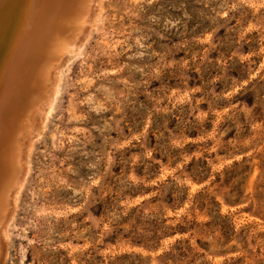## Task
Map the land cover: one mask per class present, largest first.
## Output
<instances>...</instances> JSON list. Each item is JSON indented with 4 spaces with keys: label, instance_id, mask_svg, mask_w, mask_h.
<instances>
[{
    "label": "rangeland",
    "instance_id": "obj_1",
    "mask_svg": "<svg viewBox=\"0 0 264 264\" xmlns=\"http://www.w3.org/2000/svg\"><path fill=\"white\" fill-rule=\"evenodd\" d=\"M94 1L0 264H264V0Z\"/></svg>",
    "mask_w": 264,
    "mask_h": 264
},
{
    "label": "bare ground",
    "instance_id": "obj_2",
    "mask_svg": "<svg viewBox=\"0 0 264 264\" xmlns=\"http://www.w3.org/2000/svg\"><path fill=\"white\" fill-rule=\"evenodd\" d=\"M84 1L0 0V258L6 220L20 189L15 170L25 173L20 135L36 109L38 127L45 121L59 84V65L87 33L91 6Z\"/></svg>",
    "mask_w": 264,
    "mask_h": 264
}]
</instances>
